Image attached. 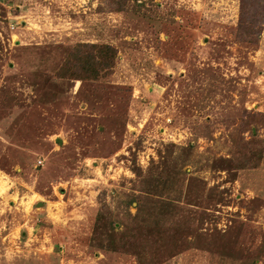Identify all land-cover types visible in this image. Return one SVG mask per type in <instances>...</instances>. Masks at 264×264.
Wrapping results in <instances>:
<instances>
[{
    "label": "rangeland",
    "instance_id": "obj_1",
    "mask_svg": "<svg viewBox=\"0 0 264 264\" xmlns=\"http://www.w3.org/2000/svg\"><path fill=\"white\" fill-rule=\"evenodd\" d=\"M109 1L0 0V264H139L111 222L145 264H264V23L250 45L240 0ZM78 43L117 49L109 76L56 77Z\"/></svg>",
    "mask_w": 264,
    "mask_h": 264
},
{
    "label": "trees",
    "instance_id": "obj_2",
    "mask_svg": "<svg viewBox=\"0 0 264 264\" xmlns=\"http://www.w3.org/2000/svg\"><path fill=\"white\" fill-rule=\"evenodd\" d=\"M127 1L128 0H110L109 5L114 11L123 12L126 10ZM263 23L264 0H240L237 39L250 45H257L263 30ZM117 57L118 51L115 47H112V45L105 43H78L72 50H68L65 60L56 71V77L68 82L83 81L95 83L109 76L115 67ZM238 148V153L243 157L242 162L236 164V162L229 160V163H232V165L236 167V170L241 168L253 169L259 166L260 154L263 152H261V149L258 151L249 147L245 149L244 146H238ZM259 151L261 152L260 154ZM171 174L172 173L168 172V178L171 177ZM153 187L155 191H159L156 182L153 184ZM141 198L142 197H137L131 200L133 203H136L135 208L137 209L138 218H141L140 215L142 216V213L145 212L143 204H141L143 203V201L140 200ZM145 201L146 204L153 208L161 205L160 215H164V211L171 205L159 200L154 201L151 197L145 198ZM132 202H130V205H133ZM151 213L152 212H150V214ZM98 218L100 219L101 215H99ZM137 225L140 229H143L142 231L150 233L147 235L148 240L146 239L149 243H151L150 237L154 239L158 234V227L153 228L151 225H144V227H142L138 223ZM109 226L110 230L107 235V243H103L106 245L104 247L101 246V248L116 253L132 254L139 264H145L146 254L150 252H146V249L139 247L136 237L132 233L134 230L127 234H116L114 223L111 222ZM159 233L162 236V232ZM143 243H146V241H143ZM156 243L158 242H155V244ZM153 262L154 260H151L150 264Z\"/></svg>",
    "mask_w": 264,
    "mask_h": 264
},
{
    "label": "built area",
    "instance_id": "obj_3",
    "mask_svg": "<svg viewBox=\"0 0 264 264\" xmlns=\"http://www.w3.org/2000/svg\"><path fill=\"white\" fill-rule=\"evenodd\" d=\"M39 165H42V162L41 161H39Z\"/></svg>",
    "mask_w": 264,
    "mask_h": 264
}]
</instances>
